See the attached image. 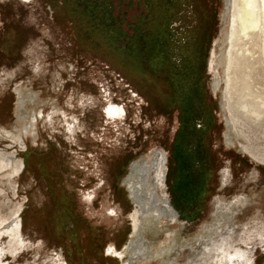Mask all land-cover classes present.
Wrapping results in <instances>:
<instances>
[{
	"label": "rangeland",
	"instance_id": "rangeland-1",
	"mask_svg": "<svg viewBox=\"0 0 264 264\" xmlns=\"http://www.w3.org/2000/svg\"><path fill=\"white\" fill-rule=\"evenodd\" d=\"M58 1L0 0V158L20 167L16 177L0 168V264H218L210 251L225 241L223 248L239 252L226 264H264V0H254L248 16L256 28L247 32L242 0H182L180 27L189 43L180 68L160 49L170 50L174 36L162 4ZM202 66L224 163L212 162L207 179L197 168L201 175L177 184L176 109L187 119L199 107ZM246 103L259 116L239 108ZM110 106L123 109L116 122L105 119ZM221 165L222 189L213 172ZM137 166L142 174L134 176ZM131 178L145 201L155 195L176 208L177 198L201 196L208 185L211 197L201 200L206 209L194 223L175 213L145 223L137 215L133 233L136 205L124 193ZM13 220L18 229L5 230ZM96 228L120 252L140 232L152 257L135 260L125 251L122 259L104 260Z\"/></svg>",
	"mask_w": 264,
	"mask_h": 264
},
{
	"label": "flooded vegetation",
	"instance_id": "flooded-vegetation-1",
	"mask_svg": "<svg viewBox=\"0 0 264 264\" xmlns=\"http://www.w3.org/2000/svg\"><path fill=\"white\" fill-rule=\"evenodd\" d=\"M210 64H211V61H210ZM210 64H209V69H211ZM178 65H177V67L180 68ZM204 70L207 71L206 66L204 67ZM205 76H206V72H205ZM202 89H203V87H202ZM202 92H204V93H203V98H201V103H199L200 105H199V109L197 110L198 112L194 110L191 113V115L189 116V119H192V118L194 119L195 116H198V118H199L196 121V123H197L196 130L198 131V133L193 132L194 137L191 139V147H188L186 145L183 146L184 141L189 139V136L187 133H184L182 131V127H181V123H183V120H184V117H183L184 112L183 111L180 112L178 109H176V113L179 114L177 116L178 120H179L178 121L179 126H178L176 133H175L174 152L172 150V155L175 154V157L179 156V159L177 158L178 161L175 160L176 164L174 167V177H173L174 181H173V183H177V184L180 183V177L177 176V173H179L180 169L184 165V164L181 165L180 163L181 162L183 163L184 157H186L188 155L192 156L194 159L197 160V164H195L194 168L195 167L199 168L200 171L203 173V175L206 177V179L211 174L210 165L212 162H217L216 164H218V163L223 164L224 163V161L221 160V157H220L221 155L217 152L216 146L214 144V139H215L214 135L216 134L215 131L217 129L216 128L217 127L216 119H215V116H213L214 119H213V121L211 120L210 114H212V115H214V114H213V112H210V109H209L210 108V106H209L210 100L207 99L208 96L205 95V94H207V92L205 90ZM175 106L177 107L176 104H175ZM123 113H124L123 109H119V108L114 107V106H110L107 109L106 115H105V112H103L106 120H108L106 118V116H107L108 118H110V120H112L114 122L121 119ZM182 117H183V119H182ZM188 121H190V120H188ZM0 160L7 161V162L11 163V166L8 170L4 169V167L0 165L1 170L9 172V174L10 175L12 174L13 177H16L17 174L20 173V167L18 165L13 164L12 158H9L7 156L5 157V155H3L0 158ZM158 160H161V159H158ZM162 160H161V162H162ZM165 160H166V158H165ZM155 164L160 169V165H159L158 161H156ZM221 167H222V165L220 166V169L218 166L213 170L215 177L218 178V182H219L218 186L220 189L227 187L224 184L225 183L224 175H225V171H227V169H224ZM198 172H196V174L201 175ZM166 173H167V171H165V176H166ZM160 174L162 176V179L160 181H161V184L163 185V178H165L163 168H162V170L160 169ZM223 179H224V181H223ZM131 184L132 183L130 182V179H129L128 185H127L129 191L125 190L124 193H127L126 194L127 195L126 196L127 202H131L132 204H134L135 203V201H134L135 192L131 189V187H130ZM61 191L64 192V190H62V189H61ZM114 191H115V193H121L122 192V190L118 184H116ZM206 193H208V195H210V193H211L210 192V185H208V187L204 186V189L202 190L201 196H197V197L194 196V198L188 199L187 201L181 199V197L177 198L176 199L177 204L175 205L176 208L171 205L172 209H173L172 211L176 214L175 219L181 220L182 222L185 221V224L194 223L195 221H197L200 218V216L205 212V209H206L205 206L202 205L203 203L201 201L205 197ZM210 197H211V195H210ZM169 203H170V201H169ZM64 205L66 206V204H64ZM136 213H137V211L135 210L131 216L132 224H130V227H131V230H133V233H134V229L136 227V223H134V220H135L134 214L135 215L139 214V213H137V214ZM108 215L110 218L115 217L114 213L112 211H110V213ZM15 217H17V212L15 214ZM73 224L75 225V222ZM18 227H19L18 222H15V220H13L5 228V230H10L11 228L18 229ZM96 230L99 231L98 236H97L98 243L96 245H98L97 247L101 248L100 249L101 250V256L103 257L104 260H107V259L116 260L118 258L122 259L124 257L125 251L127 253L131 249L132 244H133L132 241L129 243V246L125 248V251L120 252V250H116V249L112 248L111 246H113V245L110 246L109 243L103 242L104 239H107V236L104 232H102V229L96 228ZM231 254H233V253H231ZM208 255H209V253H208ZM65 264H68V263H65ZM206 264H207V262H206Z\"/></svg>",
	"mask_w": 264,
	"mask_h": 264
},
{
	"label": "bare ground",
	"instance_id": "bare-ground-1",
	"mask_svg": "<svg viewBox=\"0 0 264 264\" xmlns=\"http://www.w3.org/2000/svg\"><path fill=\"white\" fill-rule=\"evenodd\" d=\"M254 3V0H242V4H241V9H242V13L241 15L239 16V18L241 20H243V32H247L251 29H254L256 28V22L255 20H252L249 19V16H248V12L249 10L251 9V6L252 4ZM252 10V9H251ZM240 14V13H239ZM256 19V18H255ZM258 23V22H257ZM260 23V22H259ZM247 35V34H246ZM247 38V37H246ZM264 52V51H263ZM264 54V53H263ZM212 64V63H211ZM210 64V66H211ZM247 97V95H245ZM249 97V96H248ZM252 97V96H251ZM251 97H249L251 99ZM260 99V98H259ZM256 101V100H255ZM254 101V102H255ZM260 101H262V98L260 99ZM264 102V101H262ZM244 103V102H243ZM252 103V102H251ZM250 103V104H251ZM248 103L246 104H242L240 105V109L242 111H244L246 114L249 113V114H253V115H256V116H259V113L258 111H255V110H250L249 106L247 105ZM258 103H256L255 105H257ZM262 105L261 106H264V103H261ZM252 106V105H251ZM259 106V105H258ZM253 107V106H252ZM225 108V107H224ZM254 109V107H253ZM258 109V108H257ZM264 109V107H263ZM262 109V110H263ZM261 110V108H260ZM243 112V113H244ZM260 112V111H259ZM262 113V112H261ZM245 114V115H246ZM264 114V113H262ZM256 118V117H255ZM230 121V120H229ZM227 122L228 124V127L234 131L235 128L233 126V122ZM0 165L4 167V169L8 170L11 166V163L7 162V161H3V160H0ZM140 167H136L133 169V174L134 176H137L138 174L141 175V172L139 170ZM130 182L132 183L130 185L131 189L133 188L134 192H135V198H134V201H135V204H136V211L137 213H139L138 215L141 217L142 219V223H145V219L146 217H148L149 219L151 220H155V221H161L163 218H167V219H170V220H173L174 219V212L172 211V207L170 206V204H168L167 201H158V198L156 197L155 198V195H151V197L145 201V200H141V197H140V194L144 197V198H147V193L144 192L141 188L142 187H136L138 182L134 179H130ZM136 213V214H137ZM135 220H134V223H138L139 220H138V217L137 215H135ZM134 229V228H133ZM137 233V232H136ZM140 240L138 241H135L133 242L132 244V247L131 249L127 252L132 258L131 259H135L136 258H142V260L144 259H148L150 257H152V254L150 252V249H151V246L148 247L146 245V241H144V239L142 238V235L141 233L139 232L137 235H136ZM223 243V241H222ZM226 243V241L224 242ZM223 243V245H224ZM219 244V243H218ZM216 245L214 247V249L211 252H213L214 254H212V260L213 259H216L217 263L218 264H226V261H229L233 258V257H236L239 255V252L238 251H235L233 252V254H231L228 249L226 248H223V245ZM212 249V248H211ZM209 253V252H208ZM209 253V255H211ZM161 254V253H160ZM156 256V254H155ZM158 256V255H157ZM240 257V256H239ZM156 258V257H155ZM141 261V260H140ZM230 264V263H229Z\"/></svg>",
	"mask_w": 264,
	"mask_h": 264
},
{
	"label": "trees",
	"instance_id": "trees-1",
	"mask_svg": "<svg viewBox=\"0 0 264 264\" xmlns=\"http://www.w3.org/2000/svg\"><path fill=\"white\" fill-rule=\"evenodd\" d=\"M46 1L51 6H54L55 4L58 5V2H59L58 0H46ZM67 1L68 0H61V2H63L62 5L63 6L66 5L67 4ZM144 1L150 7L152 6V4H156V3L160 4V7H161V4H162V8H163V10L165 11V14H166V19H169L171 21V23H172V24H169L170 22L169 23L167 22L169 24L168 25L169 27H167L168 29L166 28V30L174 29V31H170V32H174V36L172 35L173 36L172 37V43H169L168 42V46H167V47H170V50L169 49L168 50L163 49L162 48L163 45H160V49H162L161 51H162V53L166 57H167V53H169L172 56L171 61L173 60V62H171V64L174 67V66H176V65H178L180 63V61L178 63V60L180 59L179 58V54H181L180 53L181 48L184 47V46H186V44L189 43V39L186 37V35H188L189 32H188V30L184 29L185 27H182V26L180 27L181 21L179 19V17L181 15H183V14H185L187 12L186 10H183V9L181 10V7H182V4H183L184 1H182V0H144ZM187 8L189 10L190 9L192 10L193 7H192V5H188ZM100 9L103 10L104 8H100ZM181 13H183V14H181ZM176 27L178 28V31H176L177 30ZM112 30L116 31L115 28H112ZM163 30H165V28H163ZM141 31L142 30L139 29L135 33L138 34L140 36V39L143 40L144 38L142 37V32ZM170 32L166 31V33H170ZM162 33H164V31H162ZM140 39H139V41H140ZM179 39H180V41H178V43H177V40H179ZM167 47H164V48H167ZM114 61H116V58H115ZM195 61H196V59H195ZM162 62H163V65H164V62L165 61L163 60ZM112 64L115 65L114 63H112ZM116 65L123 68V66H122L123 63L121 61H117V64ZM200 68H202L203 71L202 70H199V73H198V69H197V76L195 78L196 81H197V89H196V91L199 92V95H200V98L198 100V103H201V96L203 98V93H202V90H203L202 87H203V85L201 84V78L202 77L205 78V76L203 74V72H204V66H202ZM198 109H199V107L197 108V110ZM183 117H184V120H183V123H181L182 131L184 133H187L188 136H189V139H187V140L184 141L183 146L186 145L188 147H191V139L194 137V133L193 132L198 133V131L196 130V127H197L196 121L199 118H198V116H195L194 119L193 118L192 119H189V118L186 119V117L184 116V114H183ZM183 117H182V119H183ZM210 117H211V120L213 121V119H214L213 118V115L210 114ZM188 120H190V121H188ZM183 162L185 163V164L183 163L184 166L185 167H188V170H187V172L185 174L180 169L181 172L179 171V173H177V176H179L180 179L183 178V177H185V176H186L185 178L188 177V179H189V178L192 177L193 174H195L197 172V168L196 167L194 168L195 164H197V160L194 159L192 156H189L188 155V156L184 157ZM60 192H62V191H60ZM62 210L66 212V216L67 217H69L70 219L72 218V215L70 214V211L68 210V207L67 206L63 205V209ZM73 226H74V224L71 225V228H70L71 230L70 231L68 230L71 233L77 231V228L75 227L76 229H74ZM77 255L79 256V254H76V256ZM69 264H72V263L69 262Z\"/></svg>",
	"mask_w": 264,
	"mask_h": 264
},
{
	"label": "water",
	"instance_id": "water-1",
	"mask_svg": "<svg viewBox=\"0 0 264 264\" xmlns=\"http://www.w3.org/2000/svg\"><path fill=\"white\" fill-rule=\"evenodd\" d=\"M134 202V201H133ZM135 204V203H134Z\"/></svg>",
	"mask_w": 264,
	"mask_h": 264
}]
</instances>
